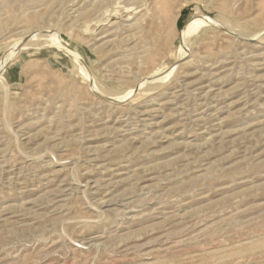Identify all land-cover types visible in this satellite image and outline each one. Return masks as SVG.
<instances>
[{"label": "rangeland", "instance_id": "obj_1", "mask_svg": "<svg viewBox=\"0 0 264 264\" xmlns=\"http://www.w3.org/2000/svg\"><path fill=\"white\" fill-rule=\"evenodd\" d=\"M0 264H264V0H0Z\"/></svg>", "mask_w": 264, "mask_h": 264}, {"label": "bare ground", "instance_id": "obj_2", "mask_svg": "<svg viewBox=\"0 0 264 264\" xmlns=\"http://www.w3.org/2000/svg\"><path fill=\"white\" fill-rule=\"evenodd\" d=\"M203 26V22L201 21V20H196L195 22H193V23H191V24H187L184 28H183V30H182V33L183 34H185V37H186V35L187 36H191L192 34V32L194 31V30H197V29H199V28H201ZM194 32H196V31H194ZM42 35V34H41ZM40 35V36H41ZM43 36V35H42ZM183 36V35H182ZM37 37V36H36ZM185 37H183L184 39H185Z\"/></svg>", "mask_w": 264, "mask_h": 264}, {"label": "trees", "instance_id": "obj_3", "mask_svg": "<svg viewBox=\"0 0 264 264\" xmlns=\"http://www.w3.org/2000/svg\"><path fill=\"white\" fill-rule=\"evenodd\" d=\"M178 21H180V18H179V20Z\"/></svg>", "mask_w": 264, "mask_h": 264}]
</instances>
